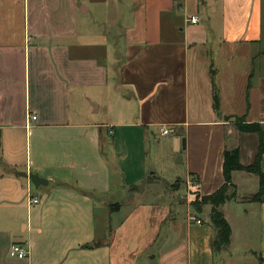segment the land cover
Here are the masks:
<instances>
[{
    "label": "crops",
    "instance_id": "0c3cea01",
    "mask_svg": "<svg viewBox=\"0 0 264 264\" xmlns=\"http://www.w3.org/2000/svg\"><path fill=\"white\" fill-rule=\"evenodd\" d=\"M192 17L201 21L191 24ZM262 45L264 0H0V264H264V202H251L260 189L255 175L233 172V191L254 186L222 206L231 236L217 251L212 207L196 210V195L188 189L207 196L224 184V153L237 148L228 149L221 132L244 119L264 133V109L257 121L250 108L243 117L222 114L206 123L212 136L222 137L207 151L203 167L190 163L187 180L178 179L187 186L184 236L173 220L170 232L162 233L173 213L164 204L138 205L107 238H99L95 223L97 210L109 206L98 196L111 191L113 173L129 174L124 164H111L119 158L115 139L126 138L129 126L159 128L161 134L170 127L180 131L186 151L191 66L197 61L202 72L208 69L214 50L232 61L261 60ZM248 73L247 94L260 89L264 103V87L251 86L254 74ZM235 87L234 101L245 99V89ZM220 88L221 95L209 91L217 114L224 101ZM102 105H118L121 117L131 112L137 120L110 124L113 132L107 134V125L93 116ZM123 149L120 159L129 156ZM18 172L38 174L47 184L36 187ZM180 187L169 197L176 198ZM192 208L201 216L190 215ZM204 213L208 224L193 222L204 221ZM143 217L148 225L141 249L156 247L146 262L130 249L133 226ZM13 244H22L27 258H11Z\"/></svg>",
    "mask_w": 264,
    "mask_h": 264
},
{
    "label": "rangeland",
    "instance_id": "374dc122",
    "mask_svg": "<svg viewBox=\"0 0 264 264\" xmlns=\"http://www.w3.org/2000/svg\"><path fill=\"white\" fill-rule=\"evenodd\" d=\"M231 54L232 52H230V55ZM262 55L261 60L255 57L232 61L233 58L231 56L218 55L214 50V52L209 53L208 69L202 72L198 67L199 64L197 61L191 66L189 106L191 116L189 117V123H191V128L188 129L187 132L184 131L186 136L185 139L188 141L186 151L181 152L184 150V146L182 144L180 131L177 133L171 132L169 135L165 136L159 132V128L146 129L142 127V130H139L136 126H129L125 130L126 138L119 135L118 139H115L116 143L113 145V150L115 153H118L119 158L116 161H111V164L115 167H120L121 164H124L125 170L129 174L128 177H126L120 169L118 172L116 171V173H113L111 191L98 196L100 199L106 200L109 204L107 210L103 207L102 210H97L96 212L95 223L99 238H107L108 231L110 232L112 227L118 228V225L121 224L134 209H137L138 205L152 207L158 204L172 206L170 210L173 212L172 216L167 220L166 229H164L162 233L170 232L168 225L173 220L178 226L176 231H180L181 235L184 236L183 224L189 216L186 198L184 197L185 200L183 199V196L187 194V186L183 183L180 187L181 181L178 179L187 180L191 167L190 163L193 167L198 169L203 167L205 163L204 157L207 151L209 148L212 149V144L222 137L220 134L212 136L210 133L212 130L214 131V129L205 127L206 123L215 119L220 120L222 114H235L238 117H243L248 114L250 108L251 120L257 121L261 118L264 103L260 101V89L252 93L249 91V94H247V88L250 82V76L247 75V72H249L248 74L250 75L254 74L251 80V86L257 88L262 85L264 87V45H262ZM213 83L216 86V93L218 92L219 94L220 92L221 95L222 90L220 86L224 91V101L221 105V111L218 112V114L211 111V93H209V91L211 92L212 89L214 93ZM237 84L240 85V89L244 88L246 93V98L240 101H234V94H237L235 87ZM130 92L131 90L124 96H129ZM247 95L250 97L249 100H247ZM131 103L130 106H133L134 102ZM102 108L99 115L96 114L93 116L96 118V122L107 125L105 128L107 134L113 132V128L110 124L116 127L118 123L124 121H133L134 123L137 120V118L134 119L131 112L127 116L121 117L119 114L120 107L118 105L115 110H110L108 105H102ZM201 123L202 127H197V125ZM167 128L170 129V127ZM224 130V133L221 132V134L224 136L227 148L239 147L241 164L244 166L253 165L259 153V136L252 133L236 132L233 126ZM214 137H216V139H214ZM189 143H191L190 146ZM122 148H124V155L129 153V156H124L123 159L121 157V160L120 151ZM181 156L185 158L184 162L179 161ZM212 158L215 160L213 155H211L209 160ZM241 174L246 181L247 179L250 180L246 178L247 176H245L244 173ZM241 174H237L235 180L238 181V175ZM252 178L259 183L258 177L252 176ZM254 180H252V184H254ZM253 186L254 185L248 186L249 189L246 192L236 186L239 192H237V196L243 197L245 196L243 194L247 195V192L252 190ZM179 187L180 189L177 191L178 193H176V198H170L169 193L174 192ZM188 189L192 195H196L195 199L197 195L202 196L199 190L194 192L193 189L190 190L189 186ZM233 192L234 191L231 189L230 194ZM195 209L192 208L189 210V214H193L196 217L198 215L201 216L193 211ZM202 216L204 221L201 219L198 220L201 221V224H208L210 222V217L205 213ZM147 225V219L143 217L139 220L138 224L133 226V228H135L131 238L132 244L130 249L131 252L135 253L134 257L138 261L144 260L146 262L149 261L148 258L156 256V251H154L156 247L151 251L141 249L146 238ZM130 227L132 228V225ZM239 237L240 235L236 228L235 240L238 241ZM174 242L175 240L172 238L170 245H174ZM218 263L219 260H217V264Z\"/></svg>",
    "mask_w": 264,
    "mask_h": 264
},
{
    "label": "trees",
    "instance_id": "16d2710c",
    "mask_svg": "<svg viewBox=\"0 0 264 264\" xmlns=\"http://www.w3.org/2000/svg\"><path fill=\"white\" fill-rule=\"evenodd\" d=\"M216 110L219 109V100L215 94V105ZM236 129L240 133H252L257 134L260 139L259 153L256 157L255 163L250 166H244L240 162V150H226L224 153V163H223V177L224 184L213 194L207 196H199L193 202V206L196 210L201 211L206 205L212 207L211 210V221L213 228L216 233V237L213 243L215 251L220 248L227 246L230 242L231 228L224 217L221 208L227 202L237 199V192L234 190L230 194V190L235 188L232 183V174L235 171H244L249 174H253L259 178L260 189L257 194L251 198V202H264V174L261 171V159L264 154V133L262 131L261 125L258 123L249 124L246 123L244 119H237L235 121Z\"/></svg>",
    "mask_w": 264,
    "mask_h": 264
},
{
    "label": "built area",
    "instance_id": "2783aa9c",
    "mask_svg": "<svg viewBox=\"0 0 264 264\" xmlns=\"http://www.w3.org/2000/svg\"><path fill=\"white\" fill-rule=\"evenodd\" d=\"M188 21L191 24H198L200 22L198 17H192ZM31 119L33 121H36L37 117L36 116H32ZM161 132H162V135L166 136V135H169L173 131L168 129L167 127H164ZM36 203H38V201L34 200V204H36ZM192 220H193V222L201 224V221L197 220L194 217L192 218ZM9 255H10L11 258L20 259L21 260V259L27 258V251H26L25 247L22 244H13L11 246V248H10Z\"/></svg>",
    "mask_w": 264,
    "mask_h": 264
},
{
    "label": "water",
    "instance_id": "95a60500",
    "mask_svg": "<svg viewBox=\"0 0 264 264\" xmlns=\"http://www.w3.org/2000/svg\"><path fill=\"white\" fill-rule=\"evenodd\" d=\"M17 175L20 176V177H24V178L30 179L31 182L36 187H39V186L44 185V184H47V181L42 179L38 174H33V173L32 174H27V173H23V172H18Z\"/></svg>",
    "mask_w": 264,
    "mask_h": 264
}]
</instances>
